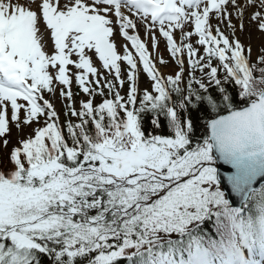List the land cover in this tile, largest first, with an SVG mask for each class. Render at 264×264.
Masks as SVG:
<instances>
[{"label": "snow or ice", "instance_id": "1", "mask_svg": "<svg viewBox=\"0 0 264 264\" xmlns=\"http://www.w3.org/2000/svg\"><path fill=\"white\" fill-rule=\"evenodd\" d=\"M252 27L264 0H0V264H264Z\"/></svg>", "mask_w": 264, "mask_h": 264}, {"label": "rangeland", "instance_id": "2", "mask_svg": "<svg viewBox=\"0 0 264 264\" xmlns=\"http://www.w3.org/2000/svg\"><path fill=\"white\" fill-rule=\"evenodd\" d=\"M251 31V34H252V39L249 40L248 39V33L245 32L243 34H239L238 35L240 36V39L242 40V42L245 44V45H248L249 43L252 45L253 47V56L255 58V55H256V50L259 49L261 47L262 44H264V34H261L259 33L258 31L255 30L254 27H252L250 29ZM254 35H256V38H257V44H254ZM253 40V42H252ZM163 43L161 44V50L163 51ZM59 106V105H58ZM15 141H16V130L15 128L12 129V143L15 144Z\"/></svg>", "mask_w": 264, "mask_h": 264}, {"label": "bare ground", "instance_id": "3", "mask_svg": "<svg viewBox=\"0 0 264 264\" xmlns=\"http://www.w3.org/2000/svg\"><path fill=\"white\" fill-rule=\"evenodd\" d=\"M253 42V40H252ZM254 44H257V38H256V35H254Z\"/></svg>", "mask_w": 264, "mask_h": 264}, {"label": "water", "instance_id": "4", "mask_svg": "<svg viewBox=\"0 0 264 264\" xmlns=\"http://www.w3.org/2000/svg\"><path fill=\"white\" fill-rule=\"evenodd\" d=\"M224 169H222V171H223ZM257 186H259V184L257 185Z\"/></svg>", "mask_w": 264, "mask_h": 264}]
</instances>
